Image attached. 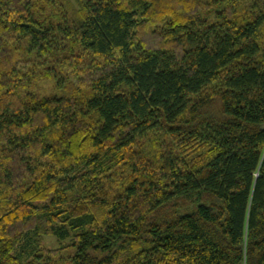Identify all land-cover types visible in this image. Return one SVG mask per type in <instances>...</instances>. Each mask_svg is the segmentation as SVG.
Listing matches in <instances>:
<instances>
[{"label": "trees", "instance_id": "trees-1", "mask_svg": "<svg viewBox=\"0 0 264 264\" xmlns=\"http://www.w3.org/2000/svg\"><path fill=\"white\" fill-rule=\"evenodd\" d=\"M79 1L0 0V264H264V0Z\"/></svg>", "mask_w": 264, "mask_h": 264}, {"label": "rangeland", "instance_id": "rangeland-1", "mask_svg": "<svg viewBox=\"0 0 264 264\" xmlns=\"http://www.w3.org/2000/svg\"><path fill=\"white\" fill-rule=\"evenodd\" d=\"M75 6H79V0H71ZM46 10V9H45ZM47 10L41 14H46ZM53 60V58H52ZM37 68L35 70L34 80L30 85V91L35 93L38 97L49 95H64L65 89L63 86L58 85V79L61 78V70L54 62H49L48 57H38L35 60ZM53 65V69L50 70V74L43 78L42 72L46 71V67ZM69 238L59 239L54 235L45 236V245L49 247L58 246L60 243L68 242Z\"/></svg>", "mask_w": 264, "mask_h": 264}]
</instances>
